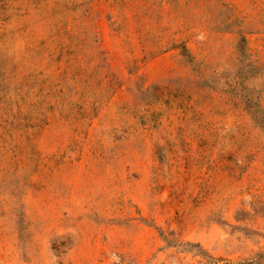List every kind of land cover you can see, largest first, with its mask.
Returning <instances> with one entry per match:
<instances>
[{
  "label": "rangeland",
  "instance_id": "rangeland-1",
  "mask_svg": "<svg viewBox=\"0 0 264 264\" xmlns=\"http://www.w3.org/2000/svg\"><path fill=\"white\" fill-rule=\"evenodd\" d=\"M0 264H264V0H0Z\"/></svg>",
  "mask_w": 264,
  "mask_h": 264
}]
</instances>
